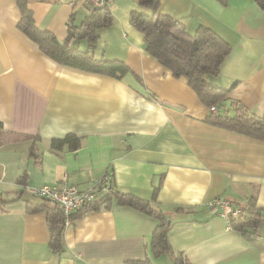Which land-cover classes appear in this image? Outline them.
Returning <instances> with one entry per match:
<instances>
[{"label":"crops","instance_id":"1","mask_svg":"<svg viewBox=\"0 0 264 264\" xmlns=\"http://www.w3.org/2000/svg\"><path fill=\"white\" fill-rule=\"evenodd\" d=\"M225 1L159 0V12L189 34L205 27L230 46L209 82L260 117L264 13L252 0ZM26 3L35 26L61 42L92 12L81 0ZM108 7L112 23L97 32L94 54L130 68L119 80L53 62L19 30L15 1L0 0V264H264V249L208 208L222 200L239 209L254 197L264 209V142L208 124V109L187 79L144 51L130 25L137 3L110 0ZM71 47L87 49L84 41ZM67 135L80 138L77 150L48 149V141ZM106 177L117 193L169 218L170 253H152L155 219L115 199L80 213L63 231V252L51 250L47 215L30 211L41 203L29 190H88ZM257 239L264 241V222Z\"/></svg>","mask_w":264,"mask_h":264},{"label":"trees","instance_id":"2","mask_svg":"<svg viewBox=\"0 0 264 264\" xmlns=\"http://www.w3.org/2000/svg\"><path fill=\"white\" fill-rule=\"evenodd\" d=\"M14 1L20 11L19 30L56 64L117 80L131 72L124 62L98 59L94 54L99 40L97 32L112 23L108 7L110 0L104 8L92 10L79 25L69 26L68 36L62 42L51 33L35 26L26 0ZM134 1L138 5V10L130 14V25L142 34L144 51L168 69L173 77L187 79L189 87L195 92L201 104L208 109L209 115L205 121L218 128L264 142V113L260 117L250 114L238 102L229 99L228 90L216 88L209 82V79L218 77L223 62L231 52L230 46L219 35L205 27H199L193 34H189L182 24L159 12V0ZM217 1L223 6L226 4L225 0ZM252 1L264 13V0ZM72 41H84L87 49L79 50L71 47ZM211 107L214 108V112L210 111ZM1 133L2 126L0 125V135ZM32 139L37 140L38 138ZM80 145V138L74 135L48 141V149L53 153H59L64 149L75 151ZM29 155H34L32 147ZM23 179L21 177L18 180L19 184L23 183ZM157 191L158 188H155L153 199ZM113 199L116 200L118 206L133 208L155 219L158 225L152 236V253L155 257L170 253L167 243L170 230L169 218L162 211L153 208L150 202L130 195L113 191L70 215V222L72 223L85 210L108 208ZM38 200L41 204L31 205L30 211L46 213L50 231L49 246L53 252L61 253L63 252V231L66 228L62 211L43 199ZM238 210V215L229 221L230 227L246 240L264 249V241L257 239L258 228L264 222V209L257 208L255 198L252 197L246 206ZM175 261L182 264L178 258ZM138 263L149 264L147 260Z\"/></svg>","mask_w":264,"mask_h":264},{"label":"built area","instance_id":"3","mask_svg":"<svg viewBox=\"0 0 264 264\" xmlns=\"http://www.w3.org/2000/svg\"><path fill=\"white\" fill-rule=\"evenodd\" d=\"M109 0H81L82 4L88 8L102 9ZM214 112V108H210ZM113 185L110 177L103 178L99 183L95 184L88 190H79L75 187H67L62 184L44 185L40 188L29 190L31 196L43 199L57 207L62 211L65 218V227L70 225L69 216L76 213L80 209L94 203L100 197L106 196L113 192ZM209 209L218 210L221 218L228 223L231 218L236 217L239 213L229 202L222 200H213L208 204Z\"/></svg>","mask_w":264,"mask_h":264}]
</instances>
